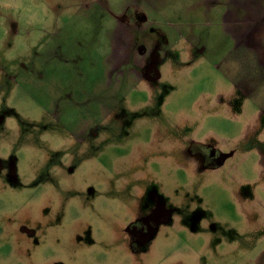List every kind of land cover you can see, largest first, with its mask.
<instances>
[{
	"label": "rangeland",
	"instance_id": "374dc122",
	"mask_svg": "<svg viewBox=\"0 0 264 264\" xmlns=\"http://www.w3.org/2000/svg\"><path fill=\"white\" fill-rule=\"evenodd\" d=\"M249 3L0 0V264H264V0ZM139 46L159 78L117 85ZM168 117L234 155L171 162ZM150 191L168 219L134 249L123 227Z\"/></svg>",
	"mask_w": 264,
	"mask_h": 264
},
{
	"label": "flooded vegetation",
	"instance_id": "af4514ba",
	"mask_svg": "<svg viewBox=\"0 0 264 264\" xmlns=\"http://www.w3.org/2000/svg\"><path fill=\"white\" fill-rule=\"evenodd\" d=\"M134 22L131 19L123 20L127 26L135 27V24L142 25L146 21V17L135 10ZM136 53L143 57V62L136 63L131 62L125 64L124 69L120 73L116 74V83L120 85L122 80H134L133 78L149 79L155 80L159 78V73L157 71L156 65L151 62L152 52L147 47L139 46ZM154 57V55L152 54ZM120 76V78H119ZM117 79L120 81L117 82ZM113 110H117L122 103L124 98L116 99L113 98ZM171 126L164 127L163 132L167 134V137L162 136L163 143L168 142L167 158L171 162H184L187 165L198 167L201 171L215 170L223 167L225 163L234 155L232 151H226L225 149L219 147L217 143L213 141L210 136H207L203 140L195 138V129H190L191 131L184 132L178 127V122L171 117L167 118ZM183 132V133H182ZM82 137L96 136L94 128H89L82 132ZM158 136V135H157ZM156 135L154 138H158ZM80 137L81 142L84 140ZM149 146V144H148ZM165 154V147L161 150V155ZM1 167V166H0ZM147 203L143 208L146 209L145 213H140L134 215V217L129 218L124 225V231L131 236L133 239L131 241V246L137 249L142 242L151 239L157 232L160 224L168 219L167 209L163 202L157 197V192L150 191L148 193ZM21 232L34 236L36 234L35 230L28 228L27 226H22ZM52 264H62L60 262H53Z\"/></svg>",
	"mask_w": 264,
	"mask_h": 264
},
{
	"label": "crops",
	"instance_id": "0c3cea01",
	"mask_svg": "<svg viewBox=\"0 0 264 264\" xmlns=\"http://www.w3.org/2000/svg\"><path fill=\"white\" fill-rule=\"evenodd\" d=\"M238 2V0H237ZM249 2H253V0H239V7L241 10H243L246 13H250L252 15L253 8L251 7V4ZM256 18L259 16V13L257 12L256 15H253ZM245 34V32L241 33L239 37H242Z\"/></svg>",
	"mask_w": 264,
	"mask_h": 264
}]
</instances>
